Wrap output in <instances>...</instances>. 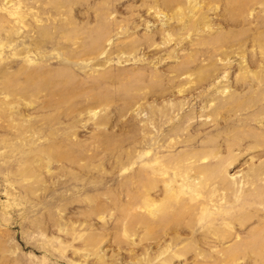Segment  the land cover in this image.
Segmentation results:
<instances>
[{
    "label": "rangeland",
    "instance_id": "obj_1",
    "mask_svg": "<svg viewBox=\"0 0 264 264\" xmlns=\"http://www.w3.org/2000/svg\"><path fill=\"white\" fill-rule=\"evenodd\" d=\"M0 264H264V0H0Z\"/></svg>",
    "mask_w": 264,
    "mask_h": 264
}]
</instances>
